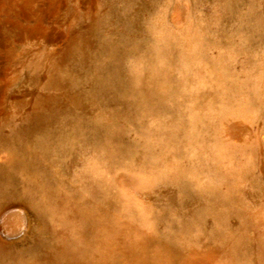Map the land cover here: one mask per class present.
<instances>
[{
	"label": "rangeland",
	"instance_id": "obj_1",
	"mask_svg": "<svg viewBox=\"0 0 264 264\" xmlns=\"http://www.w3.org/2000/svg\"><path fill=\"white\" fill-rule=\"evenodd\" d=\"M0 129V264H264V0H0Z\"/></svg>",
	"mask_w": 264,
	"mask_h": 264
},
{
	"label": "bare ground",
	"instance_id": "obj_2",
	"mask_svg": "<svg viewBox=\"0 0 264 264\" xmlns=\"http://www.w3.org/2000/svg\"><path fill=\"white\" fill-rule=\"evenodd\" d=\"M128 7L122 6L116 9L111 17H109L111 23L114 25L117 24V29L124 35L128 37V29L132 28V21L128 20ZM113 45L112 38L106 33H101L99 30V22L94 20L88 29V33H86L80 41L77 43H72L69 48L74 50L78 53L79 56L85 58L89 56L92 49L98 46L101 50V54L104 53L107 49H109ZM93 65V64H92ZM93 73V72H92ZM91 73L88 82L90 83L91 87H93L95 93L93 94L94 97L101 93L105 95V97L109 100H117L120 93V76L119 75H98L94 76ZM66 81L61 76L57 79V83L59 85L66 84ZM73 101H80V96H74ZM68 109V103L64 101H56L53 104L50 102V97H44L38 103L37 107L33 115H27L23 119V124L27 125L29 129H35L39 126L40 123L46 124L47 122H53L58 117V113L61 110ZM2 128V127H1ZM229 129L234 132H240L242 128L238 126L236 123H232L229 126ZM3 137V134L0 129V138ZM46 147V144L43 145ZM47 148L42 151V155H47ZM35 154L30 157V161L34 160ZM4 170V169H3ZM1 173V172H0ZM17 216V215H16ZM19 217V216H17ZM19 219V218H18ZM14 219V220H18ZM19 221V220H18ZM17 221V223H18Z\"/></svg>",
	"mask_w": 264,
	"mask_h": 264
}]
</instances>
